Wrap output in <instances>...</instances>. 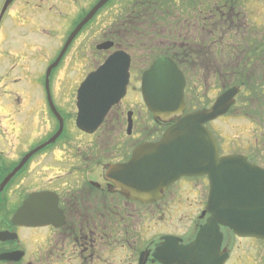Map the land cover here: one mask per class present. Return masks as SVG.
I'll return each instance as SVG.
<instances>
[{"label": "flooded vegetation", "instance_id": "flooded-vegetation-1", "mask_svg": "<svg viewBox=\"0 0 264 264\" xmlns=\"http://www.w3.org/2000/svg\"><path fill=\"white\" fill-rule=\"evenodd\" d=\"M6 1L0 0V14ZM92 1L12 0L0 19V264H214L210 251L215 231L222 234L217 260L225 256L223 264H264V240L241 238L221 225L204 230L211 217L206 212L208 177H184L156 202H140L123 194L118 181L111 178L139 145L157 141L162 134L161 127V132L158 128L146 135L129 133L127 113L122 118L123 131L124 112L118 109L112 115L133 91L137 93L134 81L140 45L149 52L148 60L169 56L177 63L187 82V107L202 108V88L211 96L219 90L218 82L221 89L242 87L252 70L258 71L259 65L251 66V62L261 64L263 53L254 48L256 37L250 29L264 28V0H253L254 5H249L251 0H127L123 8V0L109 1L83 29L89 41L82 49L87 48L83 52L87 56L81 58H89L87 50L94 47L102 61L114 52H128L127 97L94 134L78 130L77 103L64 99L61 136L25 160L1 189L25 157L58 130L57 117L40 89H47V68L64 47L60 41L78 18L89 14L97 0ZM75 3L82 11L76 17ZM257 3L263 10L257 9ZM152 37L161 46L142 44ZM96 40H101L99 45L110 43L109 48L100 50L93 43ZM72 45L52 72L54 92L68 93L77 84L66 63L73 57ZM86 67L82 66L80 77ZM4 111L13 116L14 127L9 125L11 115H3ZM32 140L37 142L29 143ZM18 211L27 217L23 214L20 224H15L13 216ZM28 218L32 223L26 224ZM190 246L194 249H187Z\"/></svg>", "mask_w": 264, "mask_h": 264}, {"label": "water", "instance_id": "water-1", "mask_svg": "<svg viewBox=\"0 0 264 264\" xmlns=\"http://www.w3.org/2000/svg\"><path fill=\"white\" fill-rule=\"evenodd\" d=\"M9 2L11 0L6 6ZM104 2L106 0L99 3L78 26L68 39L64 51ZM129 67V56L116 53L81 85L78 91L77 125L82 131L95 132L111 108L125 96L130 78ZM184 91L185 78L170 59L157 60L145 73L143 96L150 112L156 121L175 124L159 142L137 147L131 161L113 170L111 178L118 181L121 192H127L130 197L142 202H153L159 200L163 191L181 177L206 175L210 181L207 210L212 216L205 228L223 225L239 236L264 239V168L250 164L243 156L220 157L217 143L205 127V123L227 113L235 104L239 89L228 90L211 109L183 116L186 106ZM132 116L129 113V133L133 128ZM20 168L6 179L4 185ZM17 218L19 213L14 218L16 223L20 221ZM27 222L32 223V220ZM215 232L218 235L219 252L222 235L220 231ZM224 260L225 257H222L218 264Z\"/></svg>", "mask_w": 264, "mask_h": 264}, {"label": "rangeland", "instance_id": "rangeland-1", "mask_svg": "<svg viewBox=\"0 0 264 264\" xmlns=\"http://www.w3.org/2000/svg\"><path fill=\"white\" fill-rule=\"evenodd\" d=\"M124 1H127V0L122 1V8H123ZM203 2L208 3L209 0H203ZM91 3H93V1ZM259 3H262V0L259 1ZM259 3H257L256 5L257 9L263 10ZM249 5H254L253 0L250 1ZM250 9H251V12L252 10H255L253 8H250ZM79 14L80 15L82 14L81 7L77 6L75 3L74 15L76 17ZM75 17H74V20H76ZM261 19L264 20V13H262ZM258 27L259 28L254 27L250 29V31L254 34L253 37H256V39L253 40L254 48H259L260 51L263 53V57L261 60L262 63L259 64L258 62H256V60L251 62V66L254 63L255 64L257 63L259 65L258 71L253 69L252 70L253 75L249 77V82L246 81L245 85L242 86L243 90L239 98L240 102L238 103L237 107L231 111L228 117H226L222 121L213 122L212 127L216 131V135L219 139V142L225 144L223 146L224 151H228L231 148L233 150H236L237 152H242V153L246 152V154L247 153L249 154V157L251 158V160L257 161L260 163V165L264 166V28H263V25H259ZM255 29H258L260 31L259 33L260 37L258 33L253 32V30L256 31ZM88 34L83 33V35L80 36L77 39V41L73 44V48H72L73 57L69 56L66 62L67 64H69V67H71L72 69L70 70L71 71L70 77L74 79V81L76 82L80 77L79 71L82 69L83 65L87 66L86 72H88L94 69V67H97L98 64H100L102 61V60H99L101 56L98 54V51L95 49V47L87 50L88 52H90L89 58H81V55L85 57L87 56L86 53L85 54L83 53L86 51L87 48H84V50L82 49L86 45V43L89 41ZM154 39L155 38L153 37H152V40L148 38L146 41H143L142 44L145 42L148 44L150 43V46H153V45L161 46V42L155 43ZM64 41H65L64 39L62 40V42L60 41V47L64 44ZM100 41L101 40H96L93 43L98 44ZM256 42H259V43H256ZM139 44L141 43L139 42ZM158 48H161V47H158ZM148 53H145V49L142 47V45H140V50L137 51V58H136L137 66L139 69V71L135 73L136 74L135 79L137 82L136 85H139L140 74L144 70L143 67L148 66L150 64L151 60L147 59ZM139 66H142V67H139ZM63 75L64 74L57 77V80ZM225 80L229 81V79H225ZM217 85H218L219 90L217 91L215 95L214 93H212V95L210 96L211 93L209 94L208 92H205L203 88L201 89L200 94L202 96V104H203L202 107H205V106L209 107L210 104L214 101V99L223 91V89L220 88L222 86V82L220 83L218 82ZM191 87L193 88V86ZM75 88H76V84L73 90ZM135 93L136 92H134L128 98V100L124 103V105L117 107V109L114 110L112 115L116 113L118 109H120L119 111L121 113L124 112L125 115L121 114V125L123 126V131H125V128H126L124 126L125 119H122V118L126 117V113L128 111L133 110L134 115H135L134 131L137 132V134L140 132H143L144 135L151 134L155 132L158 127L156 123L153 121L152 116L149 114V112H147L144 109V106L142 105L141 97H139L138 95L136 96ZM40 94L44 96L43 88H41ZM55 94L56 96L54 95V100L57 106L62 105L64 99H69L68 93H66V91L55 92ZM72 98L73 100H76L75 93L71 95V99ZM130 99H132L131 102H133L131 104L129 103ZM5 113L11 114L10 112H5ZM43 114L44 112L42 111L41 116H43ZM14 123L16 124L15 120L13 119V116L11 115L9 125L14 127L15 126ZM72 128H73V131H76L74 127ZM43 131H44V128H42V132ZM41 136L42 134L40 135V137ZM38 140L39 139H37V141ZM34 141L35 140H32L29 143H32ZM168 201L169 200L167 199L164 202H168ZM250 245H252V243H250ZM263 260H264V257H263Z\"/></svg>", "mask_w": 264, "mask_h": 264}]
</instances>
